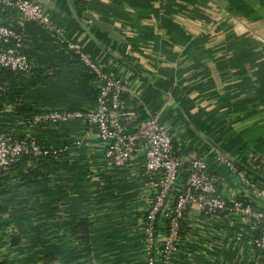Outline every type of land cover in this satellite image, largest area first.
<instances>
[{"label": "crops", "instance_id": "0c3cea01", "mask_svg": "<svg viewBox=\"0 0 264 264\" xmlns=\"http://www.w3.org/2000/svg\"><path fill=\"white\" fill-rule=\"evenodd\" d=\"M37 1L55 30L24 25L37 72L20 81L19 107L35 113L94 108L100 83L78 61L71 49L77 46L123 80L130 114L164 123L187 163L207 162L228 199L246 189L219 156L264 178V0ZM86 13L113 25L125 41L90 26ZM15 112L4 110L0 129L48 140L66 154L41 187L0 216V260L36 264L55 254L60 264H145L143 229L156 183L145 159L134 156L118 168L85 122L29 130ZM19 178L11 174L12 186ZM189 212L191 233L171 264H264L250 245L259 235L253 220L236 214L209 222L197 208ZM82 217L90 224L86 244L69 239ZM159 232L165 235L162 225Z\"/></svg>", "mask_w": 264, "mask_h": 264}, {"label": "built area", "instance_id": "2783aa9c", "mask_svg": "<svg viewBox=\"0 0 264 264\" xmlns=\"http://www.w3.org/2000/svg\"><path fill=\"white\" fill-rule=\"evenodd\" d=\"M7 10L16 15L15 21L9 24L3 20ZM26 22L37 24L50 32L55 30L47 10L37 0H0V69L29 75L35 68L26 51L29 40L24 28ZM71 49L97 75L100 83L97 108L91 111L61 110L37 114L28 129L37 130L43 123L56 125L83 121L95 130L106 150V157L116 167H126L137 156L145 159V167L152 176L163 174L162 181L154 185V201L145 215V264H171L172 256L185 240L179 237L181 221L184 219L191 224L189 211L194 207L209 222H221L236 214L253 220L259 235L250 237V245L255 251L258 249L262 252L264 261V187L256 183V174L242 170L219 156L218 162L226 165L246 189L242 197L228 199L223 194L221 178L210 170L204 159L195 158L187 163L176 154L174 136L164 123L156 118L138 121L134 114L129 113L128 105L132 104V98H123L128 94L119 76L101 69L86 55L79 53L77 46L72 45ZM43 141L29 133L21 140L1 134L0 167L8 168L22 155L66 154L64 148L49 149ZM186 165L190 175L184 181ZM175 192L181 195L176 198ZM159 213L162 214L161 225L165 228L163 237L160 232L157 235L155 229ZM9 230L14 231L13 228Z\"/></svg>", "mask_w": 264, "mask_h": 264}, {"label": "trees", "instance_id": "16d2710c", "mask_svg": "<svg viewBox=\"0 0 264 264\" xmlns=\"http://www.w3.org/2000/svg\"><path fill=\"white\" fill-rule=\"evenodd\" d=\"M3 20L6 21V24L12 23L15 21L16 15L13 11L7 10L4 12ZM78 61L81 62L80 58ZM82 63V62H81ZM86 70L90 74V76L94 77L98 80L97 75L88 67ZM37 69L34 68L29 75H23L20 73L13 72L9 69H0V116L3 114L4 110L8 106L15 107V113L17 116L21 117L23 125L26 129H28L31 125L32 119L37 114L42 113H35L30 109H25L19 107V103L22 99L24 89L20 86V81L24 80L27 77H31L34 73H36ZM99 97V92L97 91L94 93V100L95 106L91 110H95L97 108V101ZM124 99H128V95L123 96ZM60 124L52 125V124H45L43 123L39 128L43 130V128L48 127H57ZM1 134H9L14 139L21 140L27 137L26 134L21 136H16L12 132L0 129ZM43 143L49 149H53L54 144L48 140L43 141ZM174 148L176 154L179 155V149L177 144L174 142ZM64 155H54L50 153L46 156H35V155H22L20 156L14 163H12L8 168H1L0 167V188L2 191L0 192L1 200H0V216H4L10 212V208L12 205L16 203H20V195L30 192L38 187H41L44 184L43 179L46 176V173L53 167L59 166L63 159ZM188 165H186V169L183 172V179L184 181L190 175V172L187 170ZM242 169V168H240ZM18 172L20 176V185L19 186H12L10 183V176L11 174ZM163 179V174H157L155 176L156 183L159 184ZM254 179L256 183L264 187V182L261 181L256 175H254ZM180 192H175L176 198L180 196ZM225 214V213H224ZM187 218L189 215L187 214ZM86 218L82 217V220L78 222L72 229L69 239L74 241H79L84 244L89 241L90 238V224L88 223ZM162 221V214L159 213L155 222V229L157 235H159L160 225ZM192 230L191 224L184 219L181 221V228H180V239H184L188 235H190ZM260 251L257 249V252ZM262 254V252H261ZM0 264H7L5 262H1ZM36 264H59V258L55 254H47L39 258Z\"/></svg>", "mask_w": 264, "mask_h": 264}, {"label": "water", "instance_id": "95a60500", "mask_svg": "<svg viewBox=\"0 0 264 264\" xmlns=\"http://www.w3.org/2000/svg\"><path fill=\"white\" fill-rule=\"evenodd\" d=\"M86 19L89 22V25L95 28H98L105 33H107L111 40L116 42H124L125 39L116 31L115 27L107 22L102 21L98 16L93 13H86ZM86 29V24H83ZM88 25V24H87ZM261 181L264 182V178L256 175Z\"/></svg>", "mask_w": 264, "mask_h": 264}]
</instances>
